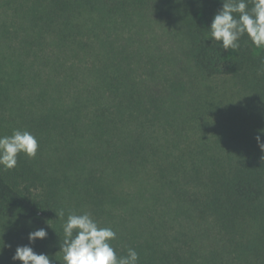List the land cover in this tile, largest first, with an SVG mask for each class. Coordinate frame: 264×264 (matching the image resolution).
<instances>
[{"label": "trees", "instance_id": "1", "mask_svg": "<svg viewBox=\"0 0 264 264\" xmlns=\"http://www.w3.org/2000/svg\"><path fill=\"white\" fill-rule=\"evenodd\" d=\"M18 1L31 30L19 47L34 60L12 56L6 70L0 59V109L12 92L30 88L38 112L24 116L34 135H56L60 163L86 170L81 190L101 226L120 216L124 228L110 226L118 255L131 247L139 264H264V152L255 139L264 127L248 118L220 136L213 90L185 101L186 85L159 77V62L141 44L132 49L141 26L173 22L202 75L244 74L247 35L237 52L210 37L221 0ZM130 24L136 31L127 36ZM254 84L264 104V66ZM49 175L20 155L15 169L0 165V218L48 229L45 253L62 264L63 182ZM18 240H6L0 264H18Z\"/></svg>", "mask_w": 264, "mask_h": 264}, {"label": "rangeland", "instance_id": "2", "mask_svg": "<svg viewBox=\"0 0 264 264\" xmlns=\"http://www.w3.org/2000/svg\"><path fill=\"white\" fill-rule=\"evenodd\" d=\"M20 6L17 0H0V59L6 62V65L4 64L6 70L10 68L12 56H24L25 60H34V54L25 53L20 48L26 44V36H28V32H31L25 14L20 11ZM141 27V34H136L132 49L134 50L141 44L140 47L142 46L141 48L147 50L144 55L147 57L153 56L150 59L159 62L158 67L154 70L156 74L160 75L159 77H162V79L164 77H174L180 83L186 85L189 93L188 91L185 92V101L191 102L194 98L192 94L195 95L196 92L199 95L202 93L204 95L209 90H213L212 92L217 95L218 103L215 108L214 126L220 132V136L237 130L240 131L246 126L244 119L248 118L251 119L248 126L257 127L258 125L264 127V104L254 84L256 74L264 66V49H256L247 37L252 59L247 71L237 77L207 78L202 75L199 68L189 57L188 40L182 26L170 22L168 25L163 26L153 24V26ZM135 31L133 24H130L125 30L127 36L130 33L135 34ZM135 61L140 62L137 59ZM16 91L12 92L11 98L6 100L3 108L0 109L1 136L11 135L14 129H27L33 134L36 133L33 128L30 129L32 120L29 119V116H24L25 113L31 116V112L37 107L27 97L30 88L20 93H16ZM193 109L191 107V110ZM35 110V112H38L37 108ZM46 136L48 135L46 134ZM46 136L44 134L39 140V149L35 157H28L24 153H20V157L25 161L38 164L41 169L50 171V177L53 175L55 179L63 182L61 185L63 224L66 222L68 214L72 212L77 214L85 211L90 212L98 221L99 215L95 212V207H92L84 191L81 190V187L85 185L82 179L88 175L85 174L87 173L86 170L81 169L80 164L74 165L73 162H70L69 165L60 163V157L65 152L62 148L63 143L59 142L56 135L49 137L46 142ZM238 149L240 148L237 145L236 150ZM115 213L121 214V208L118 207ZM112 218V216H108L106 226L113 225V222L117 220L115 222L119 224L118 229L121 231L124 227L120 223V216L116 217L115 220ZM36 229L38 228L24 220L0 218V260H3V253L7 249L6 240L19 239L17 241L18 245L29 244L28 233ZM47 231L48 236L46 239H37L32 245L37 253L47 251V240L52 238L48 229ZM18 264H22V262L18 260Z\"/></svg>", "mask_w": 264, "mask_h": 264}, {"label": "clouds", "instance_id": "3", "mask_svg": "<svg viewBox=\"0 0 264 264\" xmlns=\"http://www.w3.org/2000/svg\"><path fill=\"white\" fill-rule=\"evenodd\" d=\"M221 3L209 26L213 43L219 42L223 50L237 52L241 47V38L247 35L256 49H264V0H221ZM261 134H264V128L258 130L255 139L264 152ZM38 149L39 140L32 132L14 129L11 135L0 136V165L5 169H15L20 153L35 157ZM57 214L64 216L63 211ZM62 227V264H139L140 256L135 248L129 247L126 255H118L112 244L117 232L110 226H101L90 212L69 213ZM47 236L48 231L43 227L30 231L29 244L16 247L13 261L19 260L22 264H55L49 254L37 253L32 247L37 239L43 240Z\"/></svg>", "mask_w": 264, "mask_h": 264}]
</instances>
